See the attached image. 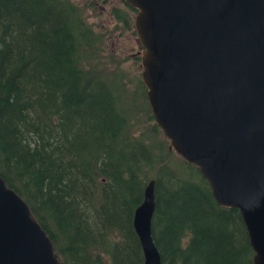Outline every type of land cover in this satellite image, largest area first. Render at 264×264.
Masks as SVG:
<instances>
[{
	"label": "trees",
	"instance_id": "obj_1",
	"mask_svg": "<svg viewBox=\"0 0 264 264\" xmlns=\"http://www.w3.org/2000/svg\"><path fill=\"white\" fill-rule=\"evenodd\" d=\"M119 1L113 32L129 31L136 10ZM94 8L0 0V178L59 264H144L133 215L151 180L163 264H253L239 211L218 205L198 168L171 149L141 76L118 68L107 32L89 22Z\"/></svg>",
	"mask_w": 264,
	"mask_h": 264
},
{
	"label": "water",
	"instance_id": "obj_2",
	"mask_svg": "<svg viewBox=\"0 0 264 264\" xmlns=\"http://www.w3.org/2000/svg\"><path fill=\"white\" fill-rule=\"evenodd\" d=\"M136 10L141 79L171 149L198 168L218 205L235 208L253 264H264V0H124ZM155 182L133 228L144 264ZM0 264H59L28 205L0 178Z\"/></svg>",
	"mask_w": 264,
	"mask_h": 264
},
{
	"label": "rangeland",
	"instance_id": "obj_3",
	"mask_svg": "<svg viewBox=\"0 0 264 264\" xmlns=\"http://www.w3.org/2000/svg\"><path fill=\"white\" fill-rule=\"evenodd\" d=\"M92 1H94L95 8L93 10L88 9V20L99 31L107 32L108 38L106 39L105 48L121 61L118 68H121L126 73L133 74V76H141L140 53L142 48L140 47L134 27L129 31L118 27L117 31L113 32L116 22L109 10L113 6L123 8V3L119 0ZM137 57H139V60H137Z\"/></svg>",
	"mask_w": 264,
	"mask_h": 264
}]
</instances>
